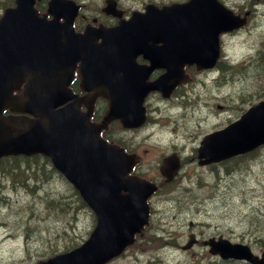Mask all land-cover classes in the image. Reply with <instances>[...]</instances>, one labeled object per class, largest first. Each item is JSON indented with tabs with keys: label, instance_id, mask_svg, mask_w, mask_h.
I'll use <instances>...</instances> for the list:
<instances>
[{
	"label": "water",
	"instance_id": "water-1",
	"mask_svg": "<svg viewBox=\"0 0 264 264\" xmlns=\"http://www.w3.org/2000/svg\"><path fill=\"white\" fill-rule=\"evenodd\" d=\"M34 2L17 0V7L7 9L0 20V156H50L96 212L97 225L82 246L40 264H105L134 243L136 233L149 223L147 200L157 186L137 176L126 177L136 157L100 139V129L114 118L128 128L141 126L147 93L158 89L169 96L184 78L186 64L213 67L220 33L245 25L246 19L234 15L219 0H189L162 8L148 5L146 13L134 12L131 19L113 28L88 26L84 33H76L73 23L79 6L74 1L51 0V20L38 14ZM104 11L122 15L111 0ZM140 54L151 61L149 66L137 64ZM78 60H82V86L91 92V100L101 95L109 101L108 115L96 127L79 115L82 100L68 89ZM156 68H165L166 73L147 83ZM34 71L40 74L38 80ZM23 73L30 76V83L24 97H14L8 83ZM69 99L74 100L55 111ZM7 105L34 118L4 117ZM262 144L264 102L225 129L207 135L198 157L200 164H208ZM179 167L176 155L169 156L161 171L170 180ZM195 240L191 235L183 248ZM205 244L224 259L264 264V251L259 257L248 245L223 237Z\"/></svg>",
	"mask_w": 264,
	"mask_h": 264
},
{
	"label": "rangeland",
	"instance_id": "rangeland-1",
	"mask_svg": "<svg viewBox=\"0 0 264 264\" xmlns=\"http://www.w3.org/2000/svg\"><path fill=\"white\" fill-rule=\"evenodd\" d=\"M12 1L0 0V16ZM78 1L85 14L101 16L104 0ZM180 1L184 0H119V4L130 15L149 2ZM221 1L237 13L253 11L251 25L240 37L225 38L228 55L239 59L260 46L264 50V0ZM187 71L190 82L176 89L173 98L152 100L157 109L143 128L128 131L119 124L110 128L114 139L140 155L137 171L147 179L162 180L159 166L172 152L180 153L185 162L173 186L152 198V220L145 237L109 264H222L200 244L190 251L179 248L191 232L202 239L222 235L250 245L256 253L261 251L264 148L217 168L201 167L192 158L205 134L234 122L261 100L264 81L257 76L248 85L241 82L244 86H238L229 82L231 75L193 67ZM1 168L0 223L4 226H0V264H38L88 238L95 225L93 212L44 158L12 160ZM152 235L167 237L162 248L147 247Z\"/></svg>",
	"mask_w": 264,
	"mask_h": 264
},
{
	"label": "bare ground",
	"instance_id": "bare-ground-1",
	"mask_svg": "<svg viewBox=\"0 0 264 264\" xmlns=\"http://www.w3.org/2000/svg\"><path fill=\"white\" fill-rule=\"evenodd\" d=\"M249 11H251V14L253 15L252 9L246 10V12H249ZM258 53H260V61L258 63H256L255 65H252L251 64L252 60H254V56L257 55ZM249 54H250V52H247V54L246 53L241 54L242 55L241 58H244L243 63L237 62L236 59L232 58V57H230V60H227L225 62L224 66H226V67L224 69V74L231 75L229 82L233 81L238 86H244L241 83V82H243V83H245V86H246V85H248V83H250L257 76H258V80L264 81V50H263V48L260 46L259 48L255 49V51H253L250 55ZM260 99L261 100H259L258 102L253 103L245 112H243L241 114V116L244 115L245 113H247L251 108L258 106L261 102H264V95L261 96ZM224 107L225 106H223V105L218 106V108H220V109H223ZM263 148H264V144L256 147L255 149H253L249 152L241 154L240 158L246 159L248 157H251V156L257 154L258 152H260ZM222 165H226V162L223 160L208 163L204 167H206V168H217V167L222 166ZM218 190L219 189H217V191ZM249 219H251V217H249ZM0 226L1 227L4 226L3 223H0ZM191 235H192V232L189 234L190 239H191ZM261 237H262L261 240H263V241L258 242V243L260 246H263L264 245V235H261ZM165 240H167V237H164V238L162 236H158V238L156 237V239L153 241V247L157 248V249L162 248L161 247L162 242ZM199 244L202 245V238H200Z\"/></svg>",
	"mask_w": 264,
	"mask_h": 264
},
{
	"label": "flooded vegetation",
	"instance_id": "flooded-vegetation-1",
	"mask_svg": "<svg viewBox=\"0 0 264 264\" xmlns=\"http://www.w3.org/2000/svg\"><path fill=\"white\" fill-rule=\"evenodd\" d=\"M246 13V11H243V14L242 15H244ZM250 18H251V11H249V16H248V20L250 21ZM240 31H242V30H240ZM240 31H236V32H234V34H229L228 36H233V35H236V34H238V33H240ZM224 54H226L225 52H222V55L221 56H225ZM236 61L237 62H241V63H243V61H244V58H239V59H236ZM260 61V53H258L257 55H255L254 56V60H252V65H255L256 63H258ZM222 63H223V57H222V59L218 62V64L216 65V67L217 68H223V69H225V67L226 66H224V65H222ZM159 99V100H163L162 98H161V95L160 94H158V93H155V94H152V95H150V97L148 98V100L146 101V107H147V110H148V113H149V110L151 111L152 109H153V105H152V100L153 99ZM103 110H104V108H103V106L102 105H99V106H97V107H95V109H94V111H93V118L94 119H101L102 117H103V115L105 114V113H103ZM193 160L194 159H196V156L195 157H193L192 158ZM184 159L182 158V166H183V164H184ZM161 184V186L164 188V186L166 185V183H164V179H163V181L160 183Z\"/></svg>",
	"mask_w": 264,
	"mask_h": 264
},
{
	"label": "trees",
	"instance_id": "trees-1",
	"mask_svg": "<svg viewBox=\"0 0 264 264\" xmlns=\"http://www.w3.org/2000/svg\"><path fill=\"white\" fill-rule=\"evenodd\" d=\"M261 239H262V237H260L259 242H262V241H263V240H261ZM262 247H264V245H263Z\"/></svg>",
	"mask_w": 264,
	"mask_h": 264
}]
</instances>
